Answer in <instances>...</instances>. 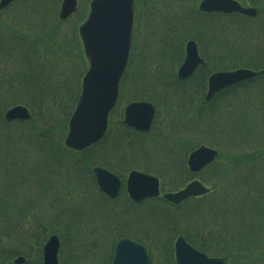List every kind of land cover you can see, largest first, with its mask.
<instances>
[{
	"label": "trees",
	"instance_id": "obj_1",
	"mask_svg": "<svg viewBox=\"0 0 264 264\" xmlns=\"http://www.w3.org/2000/svg\"><path fill=\"white\" fill-rule=\"evenodd\" d=\"M155 1V0H153ZM164 1V5H161V7L164 10V14L160 17L159 27L163 28V33L161 37V45L160 47L163 50V58L169 56L170 58V65L168 67V72L171 74L172 72V80H175L176 83L182 82L177 76H176V66L179 62L182 60V52L184 53V43L190 38H194L200 45L202 43H207L209 41V38L211 35L215 34L214 30H206V27H208L209 22L213 19L212 14H204L199 13L196 8L194 7L195 1L197 0H162ZM243 3H249L251 5H255L258 8V11L264 15V0H241ZM59 0H19V5H32L34 8V11L36 12V18L34 22L35 30H33L34 26L32 25L31 19L29 20L27 18L28 11L25 12L22 17L21 15L16 17V14L13 17L12 22H3L0 20V29L2 32H0V38L2 37L4 41L8 40L10 41L9 48L7 49L2 48L0 46V50L2 51V57L7 58V60H14L16 68L9 67L8 69L1 70L0 69V133L1 131H9L10 129L17 128L21 129L20 131H25L26 134L33 138L41 139V142L39 144L40 149L42 150V154H44L47 158H44V160L37 162V167L40 168H47L43 170H48L49 167H52V170L56 169L58 166H61L64 168V170L67 172V179L66 187L70 191V198H72L71 202L68 201L69 198L66 200L68 204L70 203V211L73 212V215L75 216L79 210L78 203L75 202L74 195H76V186L85 187L87 190L86 184L82 182V180H79L80 176V167L82 165L85 166L88 174L92 178L93 187L95 189L96 184L94 180V175L92 173V167L96 164V161H94L96 153L104 154L103 158H105V154H108L109 152L106 151V148L110 145L108 144V138H106L101 144L91 147L88 150L84 152H74L71 150L65 149L63 142L59 141V143H51L49 132H53L56 130H61V127L57 126L61 125L63 120L66 118L64 117V114H67L71 107L69 102L70 101H62V98H67V92L72 88H68V77L70 72L72 71V68H74L79 60V57L77 56L74 60L73 66L72 63L69 65L66 69H57V65L61 63V56L65 51L69 52L71 55H73V51H71L69 46L63 45L61 38L62 35L66 34V31L63 29L58 30L57 27L61 22H63L59 18ZM154 3H150L148 0L141 1L137 3V24H136V34H135V43L133 46V52H132V58L131 60L138 56L139 53H141V35H142V29L140 23L142 22V12H144L145 16H149L148 11L151 9L150 6H153ZM142 7L145 8V10H142ZM191 9L190 12H185V10ZM24 12V10H21ZM83 10L78 11L79 20L81 14H84L82 12ZM53 15L52 24L48 26L50 23V16ZM226 17H231L235 20H241L239 18L249 19L244 16H241L239 14H231V15H223ZM3 16L0 15V19ZM82 18V17H81ZM239 22V21H238ZM51 27V28H50ZM72 27V25H71ZM228 29V28H227ZM205 32V34H204ZM229 32V29H228ZM3 34V35H2ZM210 34V35H209ZM233 34V33H228ZM224 35V32H223ZM250 35V36H249ZM248 43L251 44L254 40V50L252 52L257 53L254 54L253 57H249V54L241 56L242 63H239L238 65L242 64L243 66L252 67L255 70H260L261 73L251 79L242 81L238 84L233 85L232 87H229L227 89L221 90L216 94V96L211 101H206L204 98V93L207 88V79L210 72H212L216 67H212L210 65V60L208 58L207 52H203L205 55L207 62L209 63L206 67L203 68L204 72L200 73V80L198 83V86L196 90V94H194L193 99L194 101H187L188 104L186 105V108H189L191 113L194 114V116L199 117L198 115L206 114L208 119L210 120L211 115H213V118H215L216 114L221 112L224 107L223 105L234 107L232 101L234 99L231 97V95L236 94L237 91L241 89V107H240V115L241 110L243 114V119H241V129L244 130V132L248 131L250 134L255 133V129H261L260 134L257 138L256 143L247 142L245 148L249 147L251 149V153H241V156L238 157L236 160L237 162L241 163V179H232V182L229 181V179L226 177V184L224 183L223 177L225 174L224 169L221 165H218L217 163L212 166L213 169V177L216 178L217 182L215 183V187H219L222 190V195L226 196L227 199H222L220 196V201L222 202V207L218 208H210L208 209L203 215L200 217L194 219L193 216L186 215L184 222L187 223V226L191 224L192 221H196L198 225L193 228L194 234L192 235L188 229L186 231H183L180 227V223L178 225H172V220H168L169 225L167 223L166 227L159 228L155 230L154 232H151L155 235L156 243L161 245V247H158L162 249L163 251V261L161 262L159 258L156 260L154 257V253L152 254L153 264H175L174 261V255L172 251V245L175 237L179 234H184L187 239L193 243L194 245L200 247L202 250L209 252L211 254H220V255H226L228 258H239L238 256L233 255V249L235 246L244 247L245 251V257L248 256H254V258L249 259V264H260L257 263L256 259L260 258L262 260L264 258V20L260 22L259 27L256 29L254 28L250 30V33H248ZM78 37V34H77ZM80 43V39L78 38V44ZM7 44V43H6ZM208 45V44H207ZM159 49V47H158ZM79 52L82 55V62L86 63L84 51L83 49L79 48ZM207 51V48H206ZM251 51V50H250ZM211 49L209 48L208 53H211ZM251 52V53H252ZM1 53V52H0ZM181 55V56H180ZM176 57H180L179 60L175 59ZM222 60V56H221ZM218 61V58L216 59ZM137 65H133L132 69L127 71V73L124 76V79L121 84V96L122 100L129 99L132 97V99H150L155 102H157V99L155 95L151 94L153 92V89L156 87L155 85H158L157 81L159 78V81L165 80V91L167 90L168 86V79L164 77L163 71L160 70V66H158L155 69L156 73V79H153V83L149 85L147 83V80H145L144 86L141 87V80L142 83H144L143 78L139 77V74L134 75V70ZM153 66V62H149V65L144 66L142 70L145 73H149V70ZM175 66V67H174ZM81 67V64L77 66V68ZM235 66L230 65V68H234ZM87 67H81L80 73H84L86 71ZM144 73V76H145ZM81 74V76H82ZM134 75V76H133ZM10 76V77H8ZM81 76L79 78V82L81 81ZM7 78V79H1V78ZM194 77V76H193ZM146 78V76H145ZM81 83V82H80ZM140 87H137L139 86ZM132 86H134V90L132 93ZM158 95H161V93H157ZM201 95V97H199ZM9 98H12L11 103H6L5 101H9ZM16 98V99H14ZM76 100V99H75ZM74 101V100H72ZM75 102V101H74ZM16 103H24L28 105L33 113V117L30 120L27 121H13V122H7L4 120L3 114L5 110L10 107L13 104ZM240 103L237 102L236 105H239ZM74 106V104H73ZM72 106V108H73ZM59 109L61 113L63 114V117L58 116L56 111L59 112ZM251 109V113L253 116L252 122H247V118L250 117L249 111H247V116L245 115V110ZM236 110H239L236 109ZM72 111V109H71ZM70 111V112H71ZM213 113V114H212ZM69 117V115H68ZM67 117V119H68ZM218 118V117H217ZM67 119H66V129H67ZM62 120V122H61ZM202 122V120L199 117V121ZM259 125V128L257 127ZM251 129V130H249ZM122 135L125 137L124 140H122L119 143H115L114 145H117L119 148V156L117 160H105L100 159V162L113 170H120V172H127L129 169L138 168L139 166L134 165L133 160L136 156L138 149H134L132 145L130 144L131 138H140V142H144V145L142 144L141 147L147 146V139L148 137L143 134L136 133L132 131L131 129L124 128L121 132ZM43 137V138H42ZM249 137V136H247ZM44 138L48 139V142L44 141ZM1 143L4 142V145L0 148V157L3 152V155L11 153L12 150V143L14 142L13 137H7L0 139ZM128 141L127 143H125ZM52 148V150H51ZM64 148L66 154L64 159L56 160L55 157L52 155L51 152H62L61 149ZM60 149V150H58ZM7 152V153H6ZM26 150L20 151L16 153H13L12 155H9L6 157V162L8 164H13L12 168H7V170L4 172V176L7 179V174L11 172L12 170H20L24 168L25 166H29V162L27 160V157H25ZM128 153L131 154V160H126L125 155ZM6 156V155H5ZM230 160H234L235 155L230 154L228 155ZM63 158V155L60 156ZM9 158V159H7ZM96 159V158H95ZM54 161V162H53ZM157 159L155 162L149 161L146 167H141L145 171H149L147 167H152L157 172H162V170H157L154 168V164H157ZM233 162L232 164H237ZM51 162V164H50ZM59 162V163H58ZM122 162V163H121ZM147 162V161H146ZM184 164L180 166V168L183 170L186 169ZM119 164H122L119 166ZM5 165V164H4ZM47 165V167H46ZM235 166V165H234ZM7 167H10L8 165ZM83 168V167H82ZM210 168V166H209ZM173 171L176 170V167L172 168ZM179 170V169H178ZM68 171L70 173V176L68 178ZM221 171V172H219ZM74 174V176H73ZM191 175L189 172L186 174V178ZM219 178V179H218ZM5 179V180H6ZM78 179V181H77ZM189 179V178H188ZM42 187L49 188L50 186L46 185H54L51 184L50 181L42 179ZM186 179L181 180L179 184H176V181L172 184L175 188H179ZM238 182V183H237ZM240 182V183H239ZM77 183V184H76ZM237 185L241 189H236V194L233 192L229 197L227 193V187L230 184ZM237 183V184H236ZM219 185V186H218ZM214 187V188H215ZM69 191L67 194H69ZM67 192V191H66ZM219 195V194H218ZM101 196H103L101 194ZM104 198V196H103ZM205 198V197H204ZM202 198L200 201H196L199 204H203L205 200ZM241 198V225L238 222H234L235 219H239L240 216L235 212L232 216H227L226 213L221 212H227L231 209V204L235 201H239ZM106 205L110 206L111 204H114L117 202V200H110L108 198H104ZM33 201V200H32ZM152 202L151 201H144L142 203H133L130 200L124 201V208L128 211L129 208L132 210H138L141 212H144L147 209V203ZM85 205L87 203H84ZM101 205V204H100ZM106 206V207H107ZM22 208V204L19 203H8L5 202L0 197V264H5V260L9 261L11 263V260L20 253H25L27 256V262L25 264H28V262H33L37 264H42V253H41V245L45 241L48 234L51 232L49 228L43 230V232L39 231V229H36L35 234H31L29 237L31 240H33V244L30 243L32 247H35L37 252H40V255L38 257L34 258L27 254V252H23L21 250H18L16 247L11 248L7 247V243L5 242L7 239V235L5 233H8L9 231H13L14 233L18 234V238L21 235L22 229L20 230V233L18 232L19 226L17 223L13 221V211L19 210ZM76 208L77 210H74ZM101 209V207L99 208ZM148 209H151L150 207ZM153 210V209H151ZM234 210V208H233ZM25 211H27L25 209ZM65 213V212H64ZM219 213V214H218ZM108 214V213H107ZM215 214V216L222 215L221 217V223L219 225V231L220 233L218 236H214V234L210 231L207 233V229H204L203 227L206 226V223L204 226H199V220L203 217L208 220L211 219L212 215ZM124 215L120 216L123 217ZM114 218V217H113ZM227 219H230V225L225 223ZM180 221V220H179ZM181 222V221H180ZM171 223V224H170ZM120 225H123L122 223H119ZM260 224V230L261 234L263 235V239L261 242L260 249L254 248V245L256 243V238L253 235V233L256 232V226ZM262 225V226H261ZM68 228V224L65 225ZM231 226L234 227L235 231L245 230L244 232H248L252 234L251 239L241 241L239 238H234V234L230 232ZM6 229V230H4ZM30 231V233H32ZM23 233V232H22ZM28 233V232H27ZM40 233H43L40 237ZM203 234L206 235V238L203 240H208L203 242L202 240L195 239V234ZM227 233V234H226ZM227 235H229L227 237ZM254 240V242H253ZM251 241V243H249ZM19 244V242H18ZM155 244V243H154ZM214 246L221 247L220 249L214 248ZM229 246H233L232 251H227V248ZM226 249V250H225ZM255 249H258L259 252L256 254ZM261 251V252H260ZM6 253L5 255L3 253ZM254 254V255H252ZM243 258V257H242ZM111 259V258H110ZM241 259V258H240ZM249 262V261H248ZM247 262V263H248ZM75 264V263H73ZM261 264H264V261H262Z\"/></svg>",
	"mask_w": 264,
	"mask_h": 264
},
{
	"label": "rangeland",
	"instance_id": "obj_2",
	"mask_svg": "<svg viewBox=\"0 0 264 264\" xmlns=\"http://www.w3.org/2000/svg\"><path fill=\"white\" fill-rule=\"evenodd\" d=\"M58 8L60 7L61 0H59ZM150 3H154L153 6H150L151 8L148 13V18L145 16L142 17V23H143V32H142V40L143 45L141 47V53L138 54V62L137 66L134 70V75L139 74L141 78H143L144 83H142L141 80V87L144 86L145 83V76L147 79H156V73H153L156 66L158 67L163 59V50L160 47V50L158 47L161 45V37L163 36V28L159 27L160 17L162 14H164V10L161 7V5H164V1L162 0H148ZM199 2V0L196 1V4ZM86 3V0H81V6H82V12L85 13L81 14L80 20L79 15L72 16L69 20H64L59 24L57 27L58 30L63 29L66 31L65 35H62L61 38L63 39L62 43L65 46H69L68 48L73 51V55H71L69 52L65 51L63 55L61 56V63L57 65V69H66L69 65L73 66L74 60L76 57H79L80 63L72 68V71L69 74L68 77V88H72L69 93L67 92V98H62V101H70L69 104L71 107L69 112L67 114L61 113L60 109L59 112L56 111L58 116H61L65 118L61 125L57 126L61 127V130L57 131L56 133L53 132L50 134V141L51 143H59V141L64 140L66 136V119L67 123L69 121V118L71 117L75 103L77 101L79 92H80V82L79 78L82 73L81 67H87V61L84 63L82 62V55L80 54V46L83 49L82 42L80 40V43L78 44V28L80 23L83 21V19L86 17V14L89 12V5H84ZM31 6V5H30ZM255 8H257L255 5H253ZM86 7V8H85ZM195 7V5H194ZM26 10L31 9L27 7L19 6L16 10ZM197 9V5H196ZM190 8L188 10H185V12H190ZM258 10V8H257ZM13 13V12H12ZM12 13L10 11H6L3 15V17L0 19L1 21L5 22H11V19H7L8 16H11ZM16 17L22 15L25 13L23 11H15ZM29 20L30 17H32L31 23L34 26V22L36 21V12L32 10V15L30 14V10L28 11ZM82 17V18H81ZM224 18H218L215 17L209 22L208 27H206V30H214L215 34L211 35L209 38V41L207 43H202L201 47L203 50H206V48L213 49V54H210L208 56L210 60V65L212 67L222 68L221 66H228L225 68H230L229 65L235 66V67H247L243 66L242 64L238 65L239 63H242L241 56L248 55L249 57H253L254 54L257 55L256 51L252 52L254 50V40L251 44L248 43V33H250V30L254 28H258L260 25V22L264 20V15L262 13H258L256 17H253L252 19H243L241 18V22H238L235 19H230L228 21L222 20ZM240 19V18H239ZM53 20V15L50 16V23L51 25ZM147 21V22H146ZM147 24V27H146ZM72 25V27H71ZM51 28V27H50ZM230 33L228 34V29ZM0 29V32H2ZM35 30V26L33 28ZM36 31V30H35ZM224 32V35H223ZM78 34V37H77ZM205 34V32H204ZM3 35V34H2ZM206 35V34H205ZM210 35V34H209ZM250 36V35H249ZM186 42V41H185ZM7 43V44H6ZM10 41L9 39L4 41V39L0 38V46L2 48H9ZM185 44V43H184ZM208 44V45H207ZM251 50V51H250ZM0 54L2 55V51L0 50ZM208 52V50L206 51ZM252 52V53H251ZM0 55V69L6 70L9 67L16 68L15 61L14 60H7V58L2 57ZM184 53L182 52V57ZM228 55V60L226 58H223L221 60V56L226 57ZM85 56V55H84ZM181 56V55H180ZM180 57H176L175 59L179 60ZM218 58V61L216 59ZM167 60H164V64L169 65L170 60L169 56L166 57ZM86 60V58H85ZM154 62L155 66H151L149 73H145L142 68L144 66L149 65V62ZM81 64V67L77 68L78 65ZM70 67V66H69ZM175 67V66H174ZM252 68V67H251ZM224 69V68H222ZM145 73V76H144ZM83 75V74H82ZM133 75V76H134ZM172 72L171 74L166 71H164V77H166L169 81L167 90L165 91L164 86L165 83L163 81H159V78L157 81L158 85H155L156 87L153 89V92L151 94L155 95L157 97V101H161L162 107H165L164 113L165 116L158 119L157 124L153 128L152 132L149 135V138L147 139V146L141 147L142 144L144 145V142H140V138L130 139V144L134 149L139 150L135 151L137 153V156L133 159L134 165L141 167H146L149 161L155 162L157 159V164H154V168L157 170L165 171L166 173H171V169L176 167L175 170V176H173V180H168L170 184H173L176 181V184L178 185L179 182L183 179L192 178L193 176L189 175L187 178L185 176V173L180 168L181 165L184 164V158L187 156L186 152L190 150L194 146H198L199 144H205L210 147L217 148L222 151L221 157L218 159L217 164L221 165L222 168L225 171L223 180L226 184V177L229 179V181L232 182V179H241V163L237 162L236 160L238 157L241 156V153H251L254 151H251L249 147L245 148L246 143L252 142L256 143L257 138L260 134L261 129H255L256 135L250 134L248 131L244 132V130L241 129V119H243V114L241 110L240 115V107H241V89L237 91L236 94L231 95V97L234 99L232 101L234 107L223 105L222 111L217 113L215 118H213V115H211L210 120L208 119L206 114L198 115L202 122L199 121V117H195L194 114L191 113L189 108L183 107V101H189V96L191 94V90L189 87L188 82L180 83L185 84V86L178 87V83H176L175 80H172ZM10 77V76H8ZM7 77V78H8ZM82 77V76H81ZM5 77L1 79H7ZM200 76L197 77L196 80L192 81L191 89L194 92L196 90V81L199 83ZM152 81L149 80V84H151ZM139 85V84H138ZM137 87H140L137 86ZM134 86H132V93L134 90ZM183 91V92H182ZM182 92V93H181ZM157 93H161V95H158ZM181 93V94H180ZM201 97V95H199ZM16 99V98H14ZM76 99V100H75ZM12 98H9V101H5L6 103H11ZM74 100V101H72ZM133 100L132 97L128 99ZM239 102V105H236V103ZM74 104V106H73ZM73 106V108H72ZM239 110H236L238 109ZM72 109V111H71ZM71 111V112H70ZM247 111H249L250 117L247 118V122L253 121V116L251 113V109L245 110V115L247 116ZM123 111H118L117 114H119V117L116 118L117 120L122 117ZM213 114V113H212ZM218 117V118H217ZM241 117V119H240ZM259 128V125H257ZM120 128V125L117 124L116 132L114 135L113 142L119 143L122 140H124V136L122 133H118V129ZM21 129L14 128V131L12 130L10 133L12 134L14 142L12 143L11 147L12 150L11 153L8 152L6 156L4 155L0 159V173H2L3 170L6 168H11L13 164H8L6 162V157L9 155H12L13 153L20 152L21 150H26L25 157H27V160L29 161V166H25L24 168L20 170H12L7 174L6 179V187L1 188L0 187V196L1 191H5V195L7 198L10 199L11 203H19L23 202L28 203V207L30 206L32 210H39L40 213H42L43 216H46V220L51 221L54 220L55 226L50 227V229H53V231H57V233L60 235L63 240L64 246L61 247L64 253L59 255V262L60 264H104L105 261L108 259L111 246L115 243V241L118 238H114L112 241V245L110 243H106V235L110 233L111 237H116L119 235L120 231H129L131 235L136 236V238H140L141 240H145V236L142 232L144 229L143 227L147 228L146 230H150L154 232L155 230L159 229L160 225L165 223L167 221L166 216L168 215H177V218H174L172 220V225H178V220L180 218H183L186 215L193 216L194 219L200 217L203 215L208 209L210 208H218L222 207V202L220 201L219 196L215 195L214 197H211L209 202L208 197L204 198L205 202L201 205L198 202L191 201L188 204H186L184 207L181 208H173L170 206H164L163 203H158L155 201L148 202L147 206L148 208H155L156 206L159 207L161 212H156L155 216H150L149 212L142 214L135 213L136 211L131 208L125 210L124 208V200L126 196H123L122 199H118L116 203L111 204L110 210L108 214L104 212L105 210L99 209L100 204L103 205V207H106L105 200L98 196L95 192V189L93 187V182L91 176L88 174L86 168L84 165L80 167V176L79 180H82L84 184H86L87 192L84 191L83 193H79V190L77 191V197L74 195L75 202L78 203V200H81V203H78L79 210L77 214L74 216L73 212L70 211V203L66 202V200L69 198L68 201L71 202L72 198H70V191L69 194H67L65 190V179H64V173H63V167L58 166L56 169L52 170V167H49V171L47 172L43 169L47 168H40L37 167V162L40 163L39 157L41 156V149L39 147V144L30 146L28 145V135H25V139L23 138V134L20 131ZM251 130V129H249ZM249 136V137H247ZM4 138V134L0 133V139ZM33 140V139H32ZM48 141V139H47ZM126 141L125 143H127ZM5 147L4 142L1 143L0 146ZM26 145V146H25ZM30 146V147H27ZM21 147V148H20ZM189 148V149H188ZM226 149L227 153L224 151ZM106 151L109 152L108 154H105V158H103L104 154H99L98 158L95 157L94 161L97 163H101L100 159L110 160L112 157L115 159L118 158L119 155V148L117 145H112V140L110 142V145L106 148ZM7 153V152H6ZM232 153L235 155L234 160H230L229 156ZM126 157V155H125ZM43 158H47L44 156ZM9 159V158H7ZM38 160V161H37ZM37 161V162H36ZM147 161V162H146ZM237 164H232L235 162ZM54 162V161H53ZM130 162V161H129ZM122 163V162H121ZM5 164V165H4ZM51 164V162H50ZM216 164V163H215ZM10 165V167H7ZM122 164H119V166ZM235 165V166H234ZM37 168H35V167ZM47 167V165H46ZM171 169H168V168ZM147 169L152 173H157L152 167H147ZM179 169V170H178ZM184 169V168H183ZM212 169V168H210ZM142 170V168H141ZM205 171V170H204ZM203 171L206 178H203L202 175L199 177L201 180H206L209 178V175L213 173V169L210 171L207 169L205 172ZM221 172V171H219ZM46 175L47 180H50L51 184L54 185H46L50 186L48 190V193H45L41 190V184L40 182L37 183L36 181V174ZM164 173H160V179L161 181H165L166 183L164 185H168L167 179L163 178L166 175H163ZM38 176V179L42 178V176ZM70 176V173H69ZM68 176V178H69ZM74 176V174H73ZM213 176V175H211ZM219 179V178H218ZM78 181V179H77ZM217 182L216 178L210 179V183L207 184H215ZM0 183H1V176H0ZM238 183V182H237ZM236 183V184H237ZM240 183V182H239ZM206 184V183H205ZM172 188H175L172 186ZM228 195H231L233 192L236 194V189L239 188L238 184L233 185L232 183L226 188ZM52 191V192H51ZM57 191V192H56ZM41 193L42 196L38 195V193ZM52 193V194H51ZM38 195V200L32 201L31 198ZM45 195L51 196L53 202L55 204L52 206L50 203L51 199L47 200L45 203ZM222 199H227L226 196H220ZM56 199V201H55ZM78 199V200H77ZM61 201V202H58ZM65 203V207L68 206V209L65 214L64 221H58V213L59 208L64 209V205L62 203ZM208 202V203H207ZM88 203V204H84ZM114 206V207H112ZM234 208V210H233ZM25 208H22L23 215L18 210L13 211V221L15 223H18V221H22V228L26 231L32 228V225L36 224L35 216L40 217L41 215L39 212L31 211L28 214H25L24 212ZM74 210H77L74 208ZM231 210L233 214L236 212L241 217V198L239 201H235L231 204ZM229 212V210L227 211ZM25 214V215H24ZM124 215L120 218V216ZM208 216L207 215V221L205 220V217H203V220L199 223V226L204 225L205 223H208ZM229 216V214H228ZM114 217V218H113ZM119 223L124 224V226H121ZM68 224V228L65 226ZM171 224V223H170ZM180 227H183L182 230L188 231L193 235V226L198 225V223L194 220L187 226L186 222H180ZM47 225V223H46ZM49 226V225H48ZM262 226V225H261ZM204 228V227H203ZM15 229V228H14ZM13 231H16L14 230ZM206 229V228H204ZM260 229V228H259ZM13 231L8 232L7 239L5 242H15L18 239L19 245L22 250L26 248L25 251H29V254L36 258L38 255H40V252L36 250V248L32 249L29 244L27 245V241L25 242L26 235L21 232V235L18 238V234L14 233ZM20 233V229L18 230ZM43 233H40V237ZM143 234V235H142ZM255 234V233H253ZM196 237L193 236L195 239L202 240L203 242L208 240H203L206 238V235L203 234H195ZM199 237V238H197ZM245 235H241L239 238L240 240H243ZM263 237V235H262ZM138 238V239H139ZM152 241L155 243V247L153 248L154 257L156 260L159 258V260L163 261V251L161 248V245L156 243V238L154 234L152 233L150 235V238L147 239L146 242ZM254 242V240H253ZM251 243V241L249 242ZM149 245V243H148ZM255 245L261 246V242L256 243ZM24 247V248H23ZM244 247L241 248L235 246L233 249V246H229L227 248V251H232L233 249V255L238 256L239 258H233L232 264H249V259L254 258V256H244L245 251ZM216 249H220L219 246H214ZM226 250V249H225ZM112 252V250H111ZM256 254L259 252L258 249H255ZM254 255V254H252ZM243 257V258H242ZM241 258V259H240ZM14 260V259H13ZM12 260V261H13ZM249 261V262H248ZM248 262V263H247ZM5 264H11L9 261L5 260Z\"/></svg>",
	"mask_w": 264,
	"mask_h": 264
},
{
	"label": "water",
	"instance_id": "obj_3",
	"mask_svg": "<svg viewBox=\"0 0 264 264\" xmlns=\"http://www.w3.org/2000/svg\"><path fill=\"white\" fill-rule=\"evenodd\" d=\"M11 1L1 0L0 7L8 5ZM76 5L77 0H64L61 17L70 16L76 10ZM199 7L208 12L237 11L251 16L256 14L255 8L244 7L236 0H202ZM134 15L135 0L91 2L88 19L80 27L90 66L83 78L81 94L65 139L66 145L72 149L83 150L105 136L109 114L117 104L119 83L130 56ZM202 62L196 43L193 40L189 41L186 59L179 69V76L186 77L192 74ZM255 75L257 72L248 68L217 72L210 76L207 99L220 88ZM154 116L153 104L132 102L125 109L124 122L138 130L146 131L151 128ZM29 117L30 112L23 105L14 106L5 113L7 120ZM216 153L215 149L202 145L190 154L189 166L197 171L211 162ZM94 171L100 188L112 197L117 196L121 188L120 178L102 167H96ZM127 190L134 200L139 201L159 194V180L156 176L132 171L127 180ZM208 190L200 181L195 180L177 192L167 193L165 197L179 203L189 197L204 194ZM58 249V237L52 236L44 246V264H59ZM174 250L178 264H225L223 258L209 257L191 246L183 236L177 238ZM112 264H149L147 250L131 239H122L116 244Z\"/></svg>",
	"mask_w": 264,
	"mask_h": 264
}]
</instances>
